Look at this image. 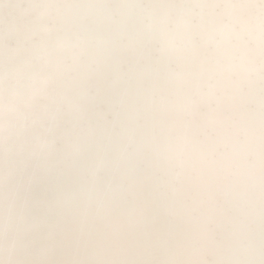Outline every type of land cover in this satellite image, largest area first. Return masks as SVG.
I'll return each instance as SVG.
<instances>
[{
    "label": "snow or ice",
    "instance_id": "6c2138e0",
    "mask_svg": "<svg viewBox=\"0 0 264 264\" xmlns=\"http://www.w3.org/2000/svg\"><path fill=\"white\" fill-rule=\"evenodd\" d=\"M0 264H264V0H0Z\"/></svg>",
    "mask_w": 264,
    "mask_h": 264
}]
</instances>
